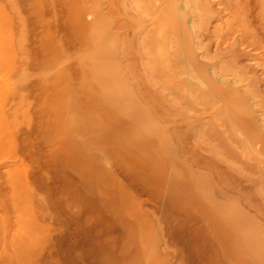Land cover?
I'll use <instances>...</instances> for the list:
<instances>
[{
	"label": "rangeland",
	"instance_id": "obj_1",
	"mask_svg": "<svg viewBox=\"0 0 264 264\" xmlns=\"http://www.w3.org/2000/svg\"><path fill=\"white\" fill-rule=\"evenodd\" d=\"M166 1L0 0V264H264V0L245 36L242 0ZM95 34L121 110L89 83Z\"/></svg>",
	"mask_w": 264,
	"mask_h": 264
},
{
	"label": "bare ground",
	"instance_id": "obj_2",
	"mask_svg": "<svg viewBox=\"0 0 264 264\" xmlns=\"http://www.w3.org/2000/svg\"><path fill=\"white\" fill-rule=\"evenodd\" d=\"M138 1V0H137ZM153 1V0H152ZM171 0H168V1H166V3L168 2V8H167V4H166V9H165V11H164V13H172L171 15L173 16V17H175V15H176V13H178L177 12V10H176V12H175V9H176V7H174V6H176V1H178V0H173V4L172 3H169ZM174 1H175V3H174ZM240 1V0H239ZM244 1V2H243ZM250 1L253 3V1L252 0H242V4H241V2H239L240 3V5L241 6H239V10H240V8H241V10H242V12H243V14H244V18H243V20L241 19L240 20V22L242 21V23H240V24H238L239 22H237V27H238V25H240L239 27H241L242 29L240 30L239 29V32L241 31V33H242V31H243V35L245 36L246 35V32H244V31H248L247 29H245V30H243V28H246L247 27V25L249 26V25H253V24H251L252 22H251V14H252V11H253V9H256V8H254L253 6H252V4L250 3ZM255 1H258V0H255ZM261 1V0H260ZM142 2V1H141ZM145 3H146V1H144ZM249 2V3H248ZM259 2V1H258ZM262 2H264V1H262ZM136 3V2H135ZM238 3V4H239ZM257 3V2H256ZM137 5H139L140 6V4H138V2L136 3ZM224 4V3H223ZM251 4V5H250ZM253 4H255V2L253 3ZM144 5V4H143ZM148 5V4H147ZM233 5V4H232ZM256 5H258V4H256ZM262 5V4H261ZM250 6H251V8H250ZM259 6L260 5H258V9H259ZM149 7H150V5H149ZM261 7V6H260ZM138 8V7H137ZM136 8V9H137ZM148 8V7H147ZM139 9H140V7H139ZM169 9V10H168ZM261 9V8H260ZM226 11V10H225ZM261 11V10H260ZM259 11V12H260ZM262 11H264V10H262ZM236 12V11H235ZM241 12V13H242ZM162 13H163V11H162ZM163 14V16L161 15V17L162 18H164L165 20H166V18L168 19V20H170L171 18H168L169 16H171L169 13L168 14ZM237 13H238V11H237ZM255 13V12H254ZM181 14V13H180ZM259 14V13H258ZM257 14V15H258ZM179 15V14H178ZM238 15V14H237ZM254 16H256V13H255V15ZM259 16V15H258ZM166 17V18H165ZM176 17H177V15H176ZM179 17V16H178ZM253 17V16H252ZM260 17V16H259ZM242 18V17H241ZM254 19V18H253ZM259 19V18H258ZM262 19H264V18H262ZM99 20V19H98ZM164 20V21H165ZM261 20V19H260ZM239 21V20H238ZM167 22V21H166ZM233 22V21H232ZM244 22L246 23L245 25H244ZM165 23V22H164ZM170 23V22H169ZM172 23V22H171ZM171 23H170V25H171ZM236 23V22H235ZM256 23H257V21H256ZM260 23V22H259ZM166 24V23H165ZM174 25V22H173V24H172V26ZM103 26V25H102ZM169 26V25H168ZM179 26V25H178ZM231 26V25H230ZM233 26H235V24H233ZM158 27V26H157ZM160 28H158V29H162L163 30V32H162V34L164 33V29H163V25L161 26H159ZM162 27V28H161ZM177 27V26H176ZM225 27H227V26H225ZM228 27H229V25H228ZM101 28V27H100ZM99 28V29H100ZM248 28V27H247ZM252 28V27H251ZM226 29V28H225ZM225 29H223V30H225ZM161 30V31H162ZM230 30V29H229ZM235 30H236V28L234 29V32H235ZM250 30V29H249ZM257 30V29H256ZM256 30L254 31L255 33H257V34H259V32H256ZM100 31H101V29H100ZM99 31V32H100ZM105 31V30H104ZM104 31H102L103 33H104ZM159 31V30H158ZM158 31H157V33H158ZM173 31V30H172ZM238 31V30H237ZM237 31H236V34H237ZM262 31V30H261ZM260 31V32H261ZM102 32L100 33L101 35H103L102 34ZM182 32V31H181ZM223 32V31H222ZM221 32V33H222ZM238 32V33H239ZM254 32H252V33H254ZM229 33V32H228ZM231 33V32H230ZM245 33V34H244ZM249 33H250V31H249ZM248 33V34H249ZM262 33V32H261ZM159 34H160V32H159ZM162 34H160V35H162ZM232 35L231 36H233V32L231 33ZM158 35V34H157ZM165 35V34H164ZM175 35V34H174ZM242 35V36H243ZM235 36V35H234ZM99 35H96L95 34V36L94 37H92V41H93V43H92V45H93V53H92V59H91V62H90V65H87V68H89V71H87L88 72V75H89V79H90V81H89V83L91 82V85L92 86H94L95 87V93L96 94H98V96H99V98H101V102L103 103V104H107V105H109V106H111V107H118L119 106V104H121V106L122 105H124L126 102V100H127V103H128V99H127V96H128V92H127V90H126V88L123 86V84H122V80H121V76H120V72H119V67H118V65L114 62V61H112L111 60V57L113 56H111V53H110V57H109V52L111 51V49H112V46H113V42H111V44H112V46L110 45V43H109V46L108 47H110V48H102V47H100V45H99ZM164 37V36H163ZM166 37V36H165ZM257 37V36H256ZM264 38V34H262V36L260 35L259 37H257L258 39L259 38ZM100 38H102V37H100ZM148 38H149V36H148ZM173 38V37H172ZM172 38H171V40H172ZM228 38V37H227ZM232 38H234V37H232ZM256 38V39H257ZM152 39H153V37H152ZM239 39V38H238ZM248 39V38H247ZM251 39H252V36H251ZM156 40H157V37H156ZM155 40V41H156ZM161 40V39H160ZM223 40V39H222ZM230 40V39H229ZM240 40V39H239ZM262 40H264V39H262ZM262 40H260L259 39V41L262 43ZM225 41V40H224ZM257 41V40H256ZM170 42V41H169ZM172 43V42H171ZM226 43V42H225ZM259 43V42H258ZM258 43H256L255 45H257L258 46ZM101 44V43H100ZM166 44V43H165ZM238 44V43H237ZM157 45H158V43H157ZM189 45V44H188ZM229 45H231V44H229ZM239 45V44H238ZM253 45V44H252ZM251 45V46H252ZM261 45V50H264V47H262V46H264V44H260ZM158 46H160V45H158ZM162 46V45H161ZM165 47H166V49H167V46L166 45H164ZM91 47V46H90ZM165 47L163 48V52H164V49H165ZM226 47H228L227 45H226ZM231 47H233V46H231ZM248 47V46H247ZM100 48H102V50L100 51ZM113 48H115V46H113ZM158 48V47H157ZM162 47H160V49H161ZM234 48V50H235V47H233ZM108 49H109V52H107L108 51ZM218 49V48H217ZM223 49V48H222ZM225 49V48H224ZM227 49V48H226ZM106 50V51H105ZM92 51V50H91ZM232 51H233V49H232ZM103 52H105V53H103ZM107 52V53H106ZM112 52V51H111ZM113 52H114V50H113ZM112 52V53H113ZM152 52V51H151ZM157 52V51H156ZM160 52V51H159ZM167 52V51H166ZM236 53H238V52H236ZM236 53H235V55H236ZM240 53V52H239ZM241 53H242V51H241ZM157 54H158V52H157ZM165 54V53H164ZM227 54H228V52H227ZM249 54V53H248ZM247 54V55H248ZM261 54H262V52H261ZM101 57H100V56ZM231 55V54H230ZM233 55H234V52H233ZM234 55V56H235ZM238 55V54H237ZM97 56H99V58H96ZM157 56V55H156ZM166 57H165V61H166V58H167V55H165ZM228 56V55H227ZM160 57V56H159ZM159 57H157V59L159 60ZM236 57V56H235ZM255 57V56H254ZM164 58V57H163ZM245 58V57H244ZM251 58V57H250ZM230 59V58H229ZM247 59V58H246ZM190 60V59H189ZM232 60V59H231ZM163 61V60H162ZM161 61V62H162ZM235 61H236V59H235ZM234 61V62H235ZM262 61V60H261ZM155 62H156V60L153 62L154 64H155ZM228 62V61H227ZM239 62V61H238ZM159 63V62H158ZM163 63H164V61H163ZM154 64H152V66L154 65ZM239 64V63H238ZM162 65V64H161ZM150 67V66H149ZM154 67V66H153ZM156 67V66H155ZM151 71H153L152 70V67H151V69H150ZM190 70V69H189ZM255 71H256V69H255ZM188 74H190V72L188 73ZM190 76V75H189ZM188 76V77H189ZM203 79V78H202ZM205 79V78H204ZM253 79V78H252ZM88 80V79H87ZM250 81H252L251 79H250ZM254 81V80H253ZM88 82V81H87ZM94 83V84H93ZM205 83V82H204ZM207 83V82H206ZM256 83V82H255ZM260 83V82H259ZM226 84V83H225ZM209 86H208V89H207V91H208V93H209V95H208V97L210 96H212V98L213 97H217V96H219V97H227L228 96V93H230L227 89L229 88V86H228V88L226 89V85H225V87H217V86H215V85H213L212 83L211 84H208ZM219 86V85H218ZM252 86H254V85H252ZM258 86V85H257ZM256 86V87H257ZM188 87V86H187ZM193 87V86H192ZM192 87H189V88H192ZM197 88V87H196ZM207 88V87H206ZM225 88V91L223 90ZM231 89V88H230ZM91 90H93V88H91ZM190 90V89H189ZM198 90V89H197ZM232 90V89H231ZM200 91V90H199ZM206 91V92H207ZM259 91V90H258ZM261 91V90H260ZM201 92V91H200ZM92 93H93V91H92ZM190 92H188V94H189ZM253 93H254V89H253ZM191 94V93H190ZM196 94V93H195ZM194 94V95H195ZM204 95H205V93H203ZM202 94V95H203ZM212 94V95H211ZM261 95H262V93H260ZM214 95V96H213ZM230 95V94H229ZM236 96V95H235ZM207 97V96H206ZM191 98V97H190ZM196 98H198L199 99V97H197V95H196ZM227 99V98H226ZM229 100H230V98H228ZM235 99L236 98H233V100H234V102L232 101V105H233V103H235ZM193 100H195V98L193 99ZM214 100H215V98H214ZM232 100V99H231ZM262 101V100H261ZM225 102H227V100L225 101ZM240 102V101H239ZM238 105H240L239 103H238V101L236 102ZM235 103V104H236ZM129 104V103H128ZM227 105V107L226 106H224L222 109H221V111H219L218 112V116L220 117V118H222V120L224 119V121L226 120V122L227 123H229L228 125L230 126V127H232L231 125H235V122H233V121H235V120H232V118H231V113L233 112V114L236 112V110L234 111V105H233V107H232V105L230 106L229 104H226ZM241 106V105H240ZM110 107V108H111ZM243 108H245V106L243 107ZM112 109V108H111ZM116 109V108H115ZM122 108L119 106V110H121ZM112 110H114V109H112ZM231 110H233V111H231ZM244 110H247V108H245ZM122 112V111H121ZM123 113V112H122ZM124 113H125V111H124ZM141 113L142 112H140V115H138V117L139 116H141L142 117V115H141ZM240 113V112H239ZM243 113V111L241 110V114ZM247 114H248V111H247ZM246 114H244V118L247 116H245ZM251 116V115H250ZM241 117H243V114H242V116ZM240 117V119H239V121H240V124L243 126V128L242 129H244V127H245V129H246V126L245 125H247V126H249L250 125V120H249V118L247 117V119H244V118H241ZM140 118V117H139ZM252 118H253V116H252ZM134 119V118H133ZM256 119H257V116H256ZM138 120V119H137ZM137 120H132V121H137ZM139 120H141V118L139 119ZM237 121V120H236ZM130 123H132V122H130ZM260 123V122H259ZM145 126L143 125V127H145V128H147L148 130H152V126L150 127V124H149V126L148 127H146L147 126V123L145 122ZM237 124V123H236ZM240 124H238L239 126H240ZM238 125H237V127H238ZM256 126V125H255ZM139 128V127H138ZM240 128H241V126H240ZM256 128V127H255ZM153 129H154V127H153ZM230 129V128H229ZM245 129H244V131H245ZM250 129H251V127H250ZM257 129V128H256ZM144 130V129H143ZM155 130V129H154ZM157 130V129H156ZM249 130V129H248ZM138 131V130H137ZM150 131H148V133H150ZM213 132V130H210V132ZM230 131H231V129H230ZM247 131V130H246ZM139 132H140V128H139ZM142 132V131H141ZM250 132H252L251 130H250ZM148 133H147V135H148ZM215 133V132H214ZM253 133V132H252ZM246 134V133H245ZM142 136H143V134H141ZM150 135V134H149ZM155 135H157V132H156V134ZM157 137V136H156ZM158 138H159V136H158ZM260 139L262 140V139H264V138H262L261 137V135H260ZM163 139H161V141H162ZM166 141V140H165ZM167 142V141H166ZM156 144V143H155ZM159 144H160V141H159ZM262 144V143H261ZM124 145H125V143H124ZM157 145V144H156ZM160 145H162L163 146V144H160ZM260 146V145H259ZM166 147V146H165ZM162 149H164V148H162ZM262 150V149H261ZM236 218V217H235ZM243 219V218H242ZM240 220V219H239ZM243 223H244V221H243ZM237 224H239V223H237ZM242 224V223H241ZM240 224V225H241ZM246 224V223H245ZM249 225V224H248ZM248 228V227H247ZM249 228H250V225H249ZM252 228V227H251ZM250 228V231L252 230ZM241 230V229H240ZM243 230V229H242ZM253 230L255 231V229L253 228ZM240 232V231H239ZM246 233L247 232H249V231H245ZM243 233V232H242ZM251 233H252V231H251ZM256 233V232H255ZM248 234V233H247ZM262 234H264V233H262ZM256 235V234H255ZM257 235H258V233H257ZM260 235V234H259ZM254 236V235H251L250 234V236L252 237V236H254V239H255V244H256V241H258V243H257V246H255L256 247V249L254 248H251L252 250H250L249 249V251H252L253 253L251 254V255H253L254 257H255V259H254V257H253V260H252V262L255 260V262H256V260H259L262 256H264V249H262V248H264V246H261V245H264V244H262V243H260V241L262 242V239H261V237L260 236ZM242 236H244L243 234H242ZM262 236V235H261ZM228 238V237H227ZM226 238V240H228ZM237 238V237H236ZM239 239H241V237H238ZM245 238V237H244ZM247 238V237H246ZM261 239V240H260ZM245 240V239H244ZM252 240V239H251ZM229 241V240H228ZM241 241V240H240ZM242 241H243V239H242ZM226 242V241H225ZM242 243V242H241ZM244 243V242H243ZM252 243H254V242H252ZM251 243V244H252ZM260 243V244H259ZM226 244V243H225ZM229 244H227V246H228ZM250 245V244H249ZM230 246H231V244H230ZM230 246H228V247H230ZM235 246V245H234ZM245 246H246V242H245ZM253 246V245H252ZM228 247H227V249H228ZM226 248V247H225ZM230 249V248H229ZM235 249V248H234ZM241 250V249H240ZM229 251V250H228ZM229 252H231V251H229ZM235 252V251H234ZM236 253V252H235ZM245 254V253H244ZM247 256L249 255L248 253L246 254ZM245 255V256H246ZM250 256V255H249ZM248 256V257H249ZM252 257V256H251ZM262 258H264V257H262ZM245 259V258H244ZM260 260H262V259H260ZM260 262V261H259ZM246 263V262H245ZM257 263H258V261H257Z\"/></svg>",
	"mask_w": 264,
	"mask_h": 264
}]
</instances>
